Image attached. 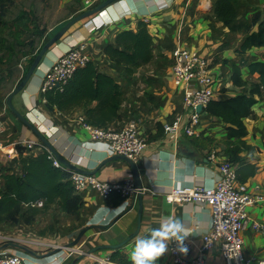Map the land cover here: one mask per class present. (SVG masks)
<instances>
[{"label":"crops","instance_id":"0c3cea01","mask_svg":"<svg viewBox=\"0 0 264 264\" xmlns=\"http://www.w3.org/2000/svg\"><path fill=\"white\" fill-rule=\"evenodd\" d=\"M211 3L212 0H118L98 14L82 20L78 26L71 27L41 60L25 88L11 100L15 111L66 162L90 172L98 181L119 182L134 179L132 169L127 162L110 153L106 142L90 138L83 127L84 109L78 108L69 115L48 112L40 92L43 76L52 62L81 43L85 44L86 54L97 69L118 83L124 102L117 119L108 127H120L129 120H135L146 141L142 154L133 161L143 188L139 233L119 248V252L130 260L135 240L150 229L158 228L165 218L178 220L187 230L184 256L190 259L198 254L202 238L210 228L208 207L196 203L169 204L165 195L173 188H213L218 179V168L224 162L231 163L236 170L242 164H255L256 173L244 183L252 191L258 187L253 192L264 197V97H256L252 115L243 120L247 131L243 145L235 141L228 144L226 125L205 112L200 116L198 136L188 137L184 133L188 115L182 105L181 92L173 86L171 77V53L175 47L186 48L210 59L209 75L215 81L214 100H225L248 90V80H254L248 69L242 67L241 77L247 81V86L243 89L232 84L231 62L239 64L237 50L242 35L229 32L213 16ZM263 7L264 0H240V17L248 18ZM138 21L148 24L155 43L154 57L148 65L128 76L121 67L108 61L102 49L107 44H114L117 33L135 30ZM246 56L264 61V47L252 48ZM147 95L154 97L158 108L147 101ZM5 100L0 99L1 142H32L33 136L37 142H32L36 145L32 150H22L14 157L8 156L6 151L0 152V190H3L4 174L21 173L20 155H37L44 150L36 135L7 107ZM175 117L181 118L178 134L165 133L164 124ZM211 152L215 153L212 160L208 158ZM79 195L83 205L73 214L62 213L56 201L47 208H36L39 213L29 225L21 220L16 225L0 224V255H20L28 264H70L79 256L68 258L72 250L69 248H80L87 253L99 246L117 245L136 231L137 199L127 211L132 200L117 203L119 197L116 195L103 199L93 188H87ZM248 212L251 218L264 224V203L254 205ZM78 238L74 247L67 248ZM242 239L246 257L254 261L264 260L262 234L248 229L242 233ZM7 243L26 246L43 257L33 258L12 246L2 249ZM112 251H96L75 264L106 262ZM156 264H173L169 250L157 259ZM204 264H225L218 242L205 253Z\"/></svg>","mask_w":264,"mask_h":264},{"label":"trees","instance_id":"16d2710c","mask_svg":"<svg viewBox=\"0 0 264 264\" xmlns=\"http://www.w3.org/2000/svg\"><path fill=\"white\" fill-rule=\"evenodd\" d=\"M212 11L213 16L222 22L229 32L242 35L241 45L237 50L240 56L239 64L231 62L232 84L243 89L247 86V81L241 77L242 67L248 69L254 80L248 90H242L225 100L210 101L204 112L219 118L226 125L228 144L235 141L243 145V138L247 134L243 120L252 115V107L257 103L256 97H264V61L246 56L248 50L264 47V7L250 17L242 18L240 0H213ZM65 24L66 22L57 24L47 34L48 41ZM154 49L155 43L148 30V24L138 21L135 30L117 33L114 44L105 45L102 52L110 63L121 67L126 75L131 76L153 60ZM41 98L48 112L56 111L69 115L74 110L83 108L84 123L96 128H105L117 119L124 102L118 83L111 76L100 72L91 61L76 71L62 91H47L41 94ZM18 150L19 153L22 152L20 147ZM52 156L56 159L53 154ZM18 163L22 167L21 173H7L2 176L0 224L16 225L20 220L26 225L33 223L39 213L33 205L39 200L45 202L44 208L57 201L60 211L65 215L73 214L82 207V197L74 191L70 182L73 171L60 162V168H55L45 148L37 155H20ZM256 170L255 164H242L236 170L238 181L246 182ZM119 202L120 199L117 203ZM108 261L113 264H132L119 249L111 252Z\"/></svg>","mask_w":264,"mask_h":264},{"label":"built area","instance_id":"2783aa9c","mask_svg":"<svg viewBox=\"0 0 264 264\" xmlns=\"http://www.w3.org/2000/svg\"><path fill=\"white\" fill-rule=\"evenodd\" d=\"M101 0H85L87 8H94ZM171 77L173 86L180 90L182 105L187 112L184 133L188 137L198 136L200 116L210 101L214 100L215 81L209 75L210 59L202 54L182 47H175L171 53ZM90 61L86 54V46L81 43L69 49L54 60L44 74L40 92L62 91L63 87L72 79L80 68ZM197 106L202 111L197 113ZM181 118L175 117L163 126L165 133L178 134ZM83 127L90 138L98 142H106L113 156H123L135 161L146 147V141L141 135L138 123L129 120L120 127L96 128L87 124ZM22 150H32L36 145L32 142H18L4 144L0 140V152L6 151L8 156L14 157ZM49 152V151H48ZM49 158L55 168L61 164L49 152ZM215 158L211 152L208 157ZM70 182L74 191L81 194L87 188H93L103 199L116 195L125 203L143 193V188H137L133 178L119 182L98 181L94 176L72 172ZM258 190L254 187L253 191ZM246 183L237 179L236 168L229 162H224L218 168V179L213 188L181 187L173 188L165 195L169 204L196 203L208 207L211 215L210 228L202 238L198 254L187 259L177 248L175 242L169 243V253L173 264H204L205 253L218 242L225 264H264V260L254 261L243 252L242 233L248 229L264 236V224L254 220L249 215V209L256 204L264 203V197L254 193ZM35 208L43 209L45 202L39 200ZM183 247L187 248L183 241ZM68 258L84 255L80 248H69ZM0 264H28L20 255H0ZM93 264H104V261H95Z\"/></svg>","mask_w":264,"mask_h":264},{"label":"rangeland","instance_id":"374dc122","mask_svg":"<svg viewBox=\"0 0 264 264\" xmlns=\"http://www.w3.org/2000/svg\"><path fill=\"white\" fill-rule=\"evenodd\" d=\"M103 1L105 0H101L99 4ZM84 2L85 0H0V99L7 98L20 83L30 67V61L48 42L47 34L57 24L67 23L92 9L87 8ZM82 22L76 23L72 28ZM146 99L158 108L159 104L154 101V97L147 95ZM33 138L32 142L36 143L35 136Z\"/></svg>","mask_w":264,"mask_h":264},{"label":"water","instance_id":"95a60500","mask_svg":"<svg viewBox=\"0 0 264 264\" xmlns=\"http://www.w3.org/2000/svg\"><path fill=\"white\" fill-rule=\"evenodd\" d=\"M118 0H105L103 1L101 4L97 5L96 7L92 8L91 10H88L86 12H83L82 14L78 15L77 17L73 18L72 20H70L69 22H67L65 24V26L57 33L55 34L39 51V53L36 55V57L34 58L32 64L30 65L29 69L27 70L25 76L23 77V79L20 81V83L16 86V88L7 96L5 103L7 105V107L22 121V123L27 126L37 137V139L39 140V142L41 143L42 146H44V148H46L51 154H53L56 159L58 160V162H60L64 167H66L68 170H71L73 172L82 174V175H91L90 172H86L83 170H79L77 168H75L74 166H72L71 164H69L68 162H66L62 157H60L56 151L50 146L49 142L43 137L41 136L18 112L15 111V109L12 107L11 104V100L12 98L17 95L19 92H21L25 86L27 85L28 81L30 80L31 76L35 73V71L39 68V64L41 62V60L46 56V54L48 53V51L64 36V34L76 23L88 19L96 14H98L99 12H101L103 9L107 8L108 6H110L111 4H113L114 2H116ZM202 111V107L201 106H197L196 108V112L199 113ZM118 158H121L122 160H124L125 162H127L133 172V177L134 180L136 182V186L137 188H142L141 184L138 181V176H137V172L134 166V163L132 160L123 157V156H115ZM138 200L139 203V208H138V225H137V229L136 231L131 234L128 238H126L124 241L120 242L117 245L114 246H99L96 247L92 250H90L89 252L85 253L84 255L79 256L78 258L74 259L70 264H75L76 262H78L80 259L84 258L87 255H90L91 253H94L96 251L99 250H103V249H110V250H115V249H119L121 247H123L125 244H127L130 240H132L134 237H136L139 233V229H140V218H141V214H142V200L140 198V194L137 195L135 198L132 199V204L131 206H129L128 210L129 211L135 200ZM82 234H80L81 236ZM79 236V237H80ZM79 240V238L73 242L71 244V246H75L77 244V241ZM15 247L19 250H22L23 252L29 254L31 257L33 258H42L43 256L38 255L36 252H34L33 250H31L30 248L23 246V245H19V244H14V243H7L4 244L1 248L5 249L7 247Z\"/></svg>","mask_w":264,"mask_h":264},{"label":"clouds","instance_id":"9594fccd","mask_svg":"<svg viewBox=\"0 0 264 264\" xmlns=\"http://www.w3.org/2000/svg\"><path fill=\"white\" fill-rule=\"evenodd\" d=\"M187 235L178 220L165 218L158 228L150 229L135 240L130 253L132 264H156L157 259L168 251L170 242H175L180 252H186L182 244Z\"/></svg>","mask_w":264,"mask_h":264},{"label":"bare ground","instance_id":"6f19581e","mask_svg":"<svg viewBox=\"0 0 264 264\" xmlns=\"http://www.w3.org/2000/svg\"><path fill=\"white\" fill-rule=\"evenodd\" d=\"M104 264H111V263L104 262Z\"/></svg>","mask_w":264,"mask_h":264}]
</instances>
